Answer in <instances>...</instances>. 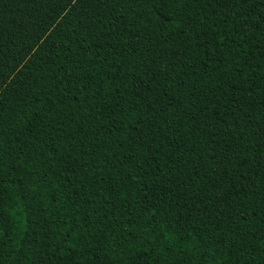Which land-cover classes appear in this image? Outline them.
I'll return each instance as SVG.
<instances>
[{"label": "trees", "instance_id": "trees-1", "mask_svg": "<svg viewBox=\"0 0 264 264\" xmlns=\"http://www.w3.org/2000/svg\"><path fill=\"white\" fill-rule=\"evenodd\" d=\"M0 264H264V0H0Z\"/></svg>", "mask_w": 264, "mask_h": 264}]
</instances>
